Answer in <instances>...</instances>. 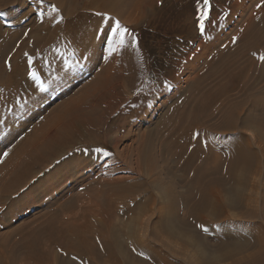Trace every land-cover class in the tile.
I'll list each match as a JSON object with an SVG mask.
<instances>
[{
  "label": "rangeland",
  "instance_id": "1",
  "mask_svg": "<svg viewBox=\"0 0 264 264\" xmlns=\"http://www.w3.org/2000/svg\"><path fill=\"white\" fill-rule=\"evenodd\" d=\"M84 1L0 0V29L15 31V35L10 37L5 45L9 44L11 52L24 46L25 50L34 49L42 55L59 51V54L72 56L73 53L68 48L60 46L67 44L63 42L64 38L79 24L80 19L87 15ZM125 2L128 7L130 2ZM260 2L261 0H245L241 3L245 10L236 7L233 11V7H230V10L225 11L224 21L219 23L217 32L208 37L210 41L206 51H216V46L223 40V44L225 42L229 44L228 49L231 48L228 51L231 52L229 57L237 62L234 56L237 51L242 50L238 41L247 29L250 17L253 20L254 13L262 9L256 7ZM53 6L63 17L61 23L56 22L58 17L52 12ZM126 7L124 9L127 10L129 7ZM253 9L255 10L252 11ZM39 11L45 13L43 23L35 15ZM126 14L128 11L123 14L124 18ZM194 14L190 20L195 18ZM120 22L136 37L137 50L146 55L147 49L141 43L140 24H126L122 20ZM194 29L195 27L190 28L191 31ZM254 31L264 35V25H256ZM48 33L52 34L49 47L43 48L42 44H34L36 42L32 41H41ZM193 34L196 37V34ZM184 35L181 33L179 37H185ZM233 36L239 38L235 44L232 43ZM192 41L194 48L199 38H192ZM178 47L182 51L183 46ZM261 49L260 55H264V42ZM29 55L33 57L32 54ZM248 57L253 63L250 62L246 69L249 71L244 73L237 85L230 84L214 105L213 110L216 113L212 115L213 110L205 111L197 125L194 122L192 125L191 111L193 101L201 95V91L195 92L191 88L192 83L196 81L191 70L195 60L192 59L179 68L176 84H170L171 86L166 88L180 95L177 99L180 103L177 109L181 108L179 112L188 106L186 110L190 113L186 115L188 127L185 137L179 133L173 136L174 139L169 137L167 140L165 127L155 126L154 123L163 113L165 115V107L175 101L172 98L166 100V96H161L151 103L144 121L135 119L127 126L112 125L101 128L95 140L85 143L86 146L74 144L64 148L57 161L43 170L39 169V174L33 180L52 177V180L60 179L61 185L41 186L40 190L50 188L52 192L40 198L36 206L23 213L18 212L20 206L16 202L25 200L31 191V185H26L7 197L1 194L3 202L0 203V242L7 233H14L11 234L10 241H15L21 231L26 233L25 230L34 229L37 225L40 227L39 225L50 216L51 210L59 207L60 203L69 205L67 204L66 209L64 208L58 216L63 217L59 222L66 219L72 222L67 225L69 230L78 229L83 232L85 224L90 221L105 220V211L108 209L106 203L110 201L114 211L111 219L114 225H97V228L110 235L117 261L106 256L94 258L89 255L81 258L73 253L64 256L65 260L70 261L69 264H264V62L259 59L253 62L252 58L255 56H246L239 59L242 66L248 62L245 60ZM219 79L211 82L212 88L216 89L221 85L223 81ZM82 83L77 62H71L65 69V74H61L58 79L37 83L40 89L29 100L22 102L27 103L28 107L15 117L13 127L0 130V170L14 158L11 153L6 152L7 149L20 147L34 134L40 136L57 114V109L67 108L69 102L81 98L85 91ZM227 104L231 109L235 108V120L231 121L235 125L213 132L212 127L223 121L224 113L227 112L224 109L228 110ZM102 109L103 105H100L99 110ZM122 109L124 110L123 107ZM81 113L83 112L79 114ZM117 114L118 112L114 116ZM110 118L111 116L108 119ZM20 140L25 141L19 142ZM170 140H175L178 144L171 147ZM224 140L230 141V144L226 142L229 150L234 146L231 141H240L242 145L240 160L233 168L231 179L223 178L225 172L222 165L225 166L228 158L226 148H222ZM195 141L199 142L201 150L191 154L190 151H194L196 147ZM181 145L186 147L187 153L173 155L175 151L180 150ZM97 148L111 155L105 157L95 151ZM185 160H188L187 163ZM4 182L2 181L0 186ZM204 182L210 185L203 194V220H200L198 225H186L189 206L200 199ZM113 185H117L116 188ZM193 189L196 192L191 194ZM31 197L35 200L39 198L33 192ZM45 214L46 216H43ZM75 215H79L78 223L81 225H72ZM166 219L168 230L162 229L159 224L161 220ZM201 226L207 228V232L203 231ZM89 235L91 240L98 236L101 241L96 232ZM54 251V255L59 259L63 258L57 250ZM73 256H76L77 260L73 261ZM51 262L58 264L56 261Z\"/></svg>",
  "mask_w": 264,
  "mask_h": 264
},
{
  "label": "bare ground",
  "instance_id": "2",
  "mask_svg": "<svg viewBox=\"0 0 264 264\" xmlns=\"http://www.w3.org/2000/svg\"><path fill=\"white\" fill-rule=\"evenodd\" d=\"M125 1H84L85 14L87 15L80 19L79 24L70 30L67 37L64 38L63 42L67 44L60 46L68 48L73 53L72 56H66L64 53L59 54V51H50L46 55L45 53L42 55L34 49L25 50L24 46H20L15 52H11L9 44H5L10 37L15 35V31L0 29V130L4 127H13L15 117L28 107L27 103L23 104L22 102L29 100L40 89L39 84L37 85L38 82L42 83L47 80L58 79L61 74H65V69L71 62L79 64L80 77L85 87L80 99L69 102L67 108H62L63 110L57 109V114L51 119L48 127L40 133V136L34 134L28 140H24L25 143L23 145L19 144L20 147L14 146L12 149H7L6 152L11 153L14 158L0 170V183L5 181L0 186V196L7 197L17 192L20 188L31 185L29 187L31 191L28 192L29 194H27L25 200L16 202L20 206L18 212L23 213L25 210L36 206L40 198L52 192L50 188L40 190L44 184L61 185L60 179H53V181L52 177H46L42 180L33 179L39 174V169L43 170L47 165L57 161L61 157V152L64 148H69L74 144L86 146L88 142L95 140L96 134L101 131V128H107L112 125L116 127L127 126L135 119L144 121L151 108V103L158 97L166 96V100L172 98L175 101L165 107V115L163 113L162 117L154 123L155 126L165 127L167 140L169 137L173 138L174 135L179 133L185 137L184 134H186V128L188 127L186 115L190 113L186 110L188 106L183 107L182 110L186 109L179 112L178 110L181 108L177 109L178 105H180L177 99L180 95H176L174 93L176 91L172 92L167 89L165 84L175 85L177 71L192 59L195 60V64L190 66L195 74L194 80L196 81L192 83L191 88L195 92L201 91L200 97L198 98L197 96L191 107L192 125L193 122L197 125L202 113L207 110H213L215 108L214 105L220 100V97L223 96L230 84L237 85L247 71L246 69L251 62L250 57L245 59L248 62H245L244 66H242L239 59L246 56L252 57L253 53H255L256 55H253V57L257 58L255 59L254 57L252 60L253 62L257 61L263 49H261V45L264 42V35L254 31L256 25H264V8L262 7L261 10L259 9L260 11L256 8L259 12L256 10L258 13H254L255 17L253 20L250 17V23L247 27L245 26L247 29L246 31L244 29L245 32L243 31L244 34L238 41L242 50L237 51L236 56L233 55L238 60L237 62L232 61V58L229 57L231 52L228 51L231 48L228 49L229 44H225V42L223 44V40L217 46L215 45L218 48L216 51L212 52L213 50L208 49L206 51L210 41L208 37L213 32H217L219 23L224 21V12L230 10V7H233V11L236 7L240 8L239 10H245L246 8L244 7V9L241 4L245 0H212L211 24L208 25L206 22L207 30L204 36L197 35L196 29L194 31L190 30V28L193 29L195 27V18L193 20L190 19L193 13L196 14V7L198 8L199 4L198 0H127L130 2L129 8L126 7ZM252 5H254L253 2ZM124 7L129 10L124 9ZM126 11H128V14L124 18L123 14ZM96 13L106 14V16L112 17L113 20L120 19L126 24L138 22L142 31L141 43L147 49L146 55L139 52L137 48H133L131 39L128 37L125 48L113 54L111 58L105 59L107 53L103 34H100L98 39H93L98 27L104 28L105 32L107 31L106 25L101 23L102 17L95 15ZM181 33L185 34L186 38L179 37ZM193 33L199 38V42L194 48H192V38L196 37H194ZM32 41L36 42L34 44H42L43 48L49 47L52 41V34L48 33L41 41L35 39ZM215 41H213V44ZM180 45L183 46V52L178 47ZM33 46L31 45V47ZM25 52L33 55V70L39 76L38 81H33L26 75L27 62L26 57L23 55ZM9 64H11V70H9ZM217 78H220L219 81L222 80L223 82H220L221 85L214 89L212 88L213 84L211 86V82H216ZM100 105H103L101 111L99 110ZM122 107L124 110H121ZM226 107L228 110L224 109L227 112L224 113L223 121L212 127L213 132H216L217 129L220 130L235 125L231 123L234 119L235 108L231 109L228 104ZM117 109L120 111H115ZM80 112L83 113L79 114ZM116 112L118 114L114 116ZM214 113L216 112L214 111L212 115ZM110 116L111 118L108 119ZM167 117L169 118L166 119ZM147 138L148 136H146ZM22 141L20 140L19 142ZM170 141L169 145L171 147H175L178 144L175 140ZM226 142L230 144L228 140H224L223 145L219 143L228 152L226 155L228 157L227 163L225 166L222 165L225 172L223 178L231 179L233 168L240 160V147L242 145L240 141H231L234 146L229 150V145ZM166 145L168 146V144ZM195 145V150L190 151L191 154L201 150L198 141H195ZM183 153H187V149L181 145L180 150L175 151L173 155L180 156ZM187 161L185 160L186 163ZM67 162L68 160L65 163ZM217 169L219 168L217 167ZM205 174L207 175L206 172ZM209 185L210 183H203L200 199L189 206V213L185 221L186 225L193 223L198 225L199 221L203 220L202 209L205 198L203 194ZM115 186L114 188H116ZM32 192L36 193V196L39 197L37 198L38 200L31 197ZM195 192L196 190L193 189L191 194ZM2 202L3 200L0 198V203ZM16 203L14 204L16 205ZM107 203L108 209L105 211V220L90 221L85 224L83 232L78 231V229L69 230L67 225H71L72 222L66 219H62L63 221L59 222V219L63 217L61 216L60 218L58 216L64 208L66 209L68 204L60 203L59 207L51 210V214L44 220L45 222L42 220L44 223L42 222V225H39L40 227H37V225V228L27 229L28 231L25 230L26 233H23L19 228V231L23 234L19 233L17 239L13 237L14 240L16 239L15 241H10V236L11 234L14 235V233H7L5 238L1 239L2 242H0V264H52L53 262L51 261H56L58 264H69L70 261L65 260L64 256L73 253L81 258L89 255L94 258L106 256L117 261L114 257L116 251L110 241V235L104 234L97 228V225H114L111 221L114 213L111 209L112 203L110 201H107ZM0 207L2 206L0 205ZM80 213L83 218L82 212ZM43 216H46V214ZM79 218V215H75L72 225H81L78 223ZM56 221H58V224H56ZM159 224L162 229L168 230V226H166L168 225L167 219L161 220ZM93 232H96L101 237V241L98 236H95L92 240L88 238L89 234ZM53 250H57L63 255V258L59 259L54 255L56 253Z\"/></svg>",
  "mask_w": 264,
  "mask_h": 264
},
{
  "label": "snow or ice",
  "instance_id": "3",
  "mask_svg": "<svg viewBox=\"0 0 264 264\" xmlns=\"http://www.w3.org/2000/svg\"><path fill=\"white\" fill-rule=\"evenodd\" d=\"M199 2V7L196 10V15H195V29L198 31L200 36H204L206 32V22L208 25L211 24V13L213 10L212 6V0H198ZM256 7L259 9L261 7H264V0H261L260 4H257ZM52 12L57 14V23H61L63 21V17L60 16L59 10L53 6L52 7ZM37 16V19L40 20L41 23H43L45 13L44 11H39L35 13ZM95 15L101 16V23L106 25L107 31L105 32L104 28L98 27L96 30V34L93 36V39H98L100 34H103V38L106 41V57L105 59L111 58L113 54L118 52L119 50L123 49L126 47V44L128 42V37H131V46L133 48H138V41L136 37L129 31V29L122 25L119 20H113L112 17L106 16V14H101V13H96ZM241 31H243L241 29ZM27 35V33H25ZM238 37L233 36L232 37V43L235 44L238 41ZM24 57L27 58V69H26V75L28 78H30L33 81H38L39 76L37 75V72L33 70V57L29 55V53L25 52ZM253 55H256L253 53ZM258 59L262 62H264V55H260ZM9 70H11V64L8 65ZM171 85L166 83L165 87H170ZM198 135V134H197ZM97 153H102L105 157L111 155V153L102 151V149L97 148L95 149ZM7 155V153H5ZM202 230L207 232V228H203ZM73 261L77 260L76 256L71 257ZM145 259H148V257H145Z\"/></svg>",
  "mask_w": 264,
  "mask_h": 264
}]
</instances>
